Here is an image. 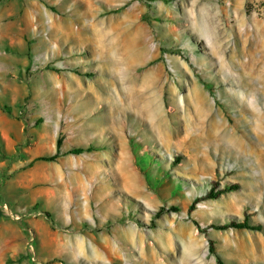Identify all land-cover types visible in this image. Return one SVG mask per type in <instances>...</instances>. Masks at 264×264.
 Listing matches in <instances>:
<instances>
[{
    "label": "rangeland",
    "instance_id": "rangeland-1",
    "mask_svg": "<svg viewBox=\"0 0 264 264\" xmlns=\"http://www.w3.org/2000/svg\"><path fill=\"white\" fill-rule=\"evenodd\" d=\"M4 64L0 264H264V0H0Z\"/></svg>",
    "mask_w": 264,
    "mask_h": 264
},
{
    "label": "bare ground",
    "instance_id": "bare-ground-1",
    "mask_svg": "<svg viewBox=\"0 0 264 264\" xmlns=\"http://www.w3.org/2000/svg\"><path fill=\"white\" fill-rule=\"evenodd\" d=\"M257 65L258 64H256V63H252V67H250V68L251 69L253 68L254 72H256L257 71L256 70V66ZM246 71H247V69H246ZM253 75H255V74H253ZM234 81H237V79L234 80ZM234 81L230 80V82L233 83V84H234ZM237 82H238L239 85L242 84V86L250 89L249 92H246V94H243V96H242L243 103H241V105H240V112L243 115H246V116L250 117V119H251L250 122H248V120H246L244 117H242L241 120H242V122L243 121L245 122L244 123L245 128L248 129V130H251V129H254V125H252V123L254 121L253 119L259 120L260 122L264 123V113H256V112H254L251 109V106L253 107V106H255V104L253 105L252 102L248 100L250 95L252 96L256 92L257 88L253 85L252 78L251 79L245 78L241 82H240V80H238ZM260 91L262 92L261 94L264 95V85L261 87ZM234 106H236V102L234 103ZM256 107H257V105H256ZM261 108H264V107H261ZM208 109H209L208 112L211 114V121H212L211 123L217 129L214 133H210V135H209V137L207 139L208 145L211 146V147L217 146L218 149L223 150L225 152V149L232 148L231 145L232 146L236 145V139H238L239 137H236L235 134H233L232 132L227 131V128H228L227 127L228 126L227 123L228 122L226 123V121L223 118H221L218 113L217 114H215V113L213 114L211 106H208ZM214 115L219 120L213 119ZM240 117H241V115H240ZM258 128H264V124L258 123ZM229 129H231V130L239 129L238 128V124H234V126L233 127H229ZM258 138H260V137L258 136ZM262 151H264V150H262Z\"/></svg>",
    "mask_w": 264,
    "mask_h": 264
},
{
    "label": "trees",
    "instance_id": "trees-1",
    "mask_svg": "<svg viewBox=\"0 0 264 264\" xmlns=\"http://www.w3.org/2000/svg\"><path fill=\"white\" fill-rule=\"evenodd\" d=\"M4 111L10 115L12 114L9 107H4ZM61 147H62V139H58L56 154L52 155V156H48V157L38 158V159H36V161H49V162L56 161L62 155ZM93 150H94L93 147H78V148L71 150L68 154L80 155V154H83L85 152H91ZM236 190H239V185H230L229 187H226L224 189H220L218 191L211 189L209 191L208 198L216 200L221 195L228 193V192L236 191ZM212 227L214 229H218V230H225V229H228L230 227H233L237 230H256V231H260L262 228L260 225L250 224L247 219H245L244 221H232L231 223L226 224V225H213ZM209 243H210V248H209L210 254L215 255L217 257V263L218 264H223L221 257L219 255H217V253H216L214 243L211 239L209 240Z\"/></svg>",
    "mask_w": 264,
    "mask_h": 264
},
{
    "label": "crops",
    "instance_id": "crops-1",
    "mask_svg": "<svg viewBox=\"0 0 264 264\" xmlns=\"http://www.w3.org/2000/svg\"><path fill=\"white\" fill-rule=\"evenodd\" d=\"M9 69L10 67L8 64L0 65V92L3 91L8 94H10V91H9L10 81L8 80ZM2 115H7L8 117H10V115L7 112L2 113L1 108H0V126L3 121V125L7 127L9 120L4 118ZM4 131H5L4 129H0V132H4ZM9 245L10 244L8 242L7 237L2 233V236H0V255L2 253L7 252L6 250L10 248Z\"/></svg>",
    "mask_w": 264,
    "mask_h": 264
}]
</instances>
